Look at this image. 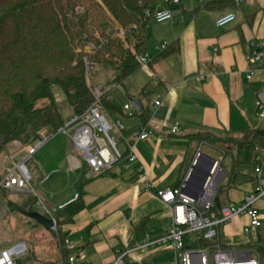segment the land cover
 <instances>
[{"label": "crops", "instance_id": "obj_1", "mask_svg": "<svg viewBox=\"0 0 264 264\" xmlns=\"http://www.w3.org/2000/svg\"><path fill=\"white\" fill-rule=\"evenodd\" d=\"M207 1L211 0H180L170 7L171 19L152 22L147 29L145 50L150 58L145 67L140 66L125 78L136 77L134 83L129 81L132 93L123 83L111 91L112 101L119 107V112L114 114L124 124L123 135L133 144L144 165L143 178L132 175L121 160L103 173L93 174L89 170L82 179L78 170L85 161L77 154L64 155L60 145L48 147L43 165H35L36 173L43 167L48 169L49 176L45 179L50 185L57 181L52 179L59 169L57 158L67 172L74 174L70 183L72 194L58 200L57 206L73 200L80 192L84 207L73 216L72 222L60 225L66 236L77 239L86 252L85 260L79 264H109L132 242L145 235L157 237L166 231L171 223L170 209L154 189L178 186L196 149L200 145H212L197 142L195 136H238L245 129L264 124V118L254 114L255 101L264 89V57L259 67L245 58L252 40H261L264 50V0H228L204 8ZM226 12L234 13V20L217 26L215 19ZM161 44L165 45L163 49H159ZM249 71L251 77L246 78ZM131 98L140 100L141 109L128 117L122 105ZM140 123L149 131L144 139L136 136ZM175 123L178 128L172 130ZM119 140L120 150L124 151L125 145L120 137ZM22 151L14 147L7 150L12 160H17ZM76 182L80 183L79 189ZM146 183L152 187L145 189ZM254 184L255 181L240 182L228 189L224 197L238 201ZM3 196L2 207L7 208L8 202L17 200ZM51 206V209L57 207ZM257 207L261 224L252 232L242 231L247 221L245 216L234 217L220 226L219 241L224 249L258 246L254 239L257 232L264 233L263 199L257 201ZM1 212L0 224L6 220L5 211ZM12 241L25 242L18 238L6 240ZM128 256L129 260L143 264H170L174 252L160 245Z\"/></svg>", "mask_w": 264, "mask_h": 264}, {"label": "trees", "instance_id": "obj_2", "mask_svg": "<svg viewBox=\"0 0 264 264\" xmlns=\"http://www.w3.org/2000/svg\"><path fill=\"white\" fill-rule=\"evenodd\" d=\"M225 1L211 0L203 6ZM166 7H171L169 0H0V147L14 141L24 147L42 132L54 133L64 124L53 86L61 89L72 113L81 114L93 101L86 63L111 68L115 75L108 84H122L140 67L138 55L146 50L153 13ZM88 43L94 44L92 51L83 49ZM101 102L110 115L119 112L117 104L107 97ZM195 140L217 143L229 151V169L214 199V208L219 209L228 189L243 181H255L254 154L257 147L264 150V128H248L236 137L202 134ZM88 171L83 162L79 177L83 179ZM14 204L8 202L10 208L26 211V204L20 208ZM83 207L79 191L73 200L55 207L56 229L51 232L57 243L66 236L60 225L72 222ZM255 249L264 264V249ZM26 260L16 258L15 264H37L33 253H28ZM123 264L143 262L127 258Z\"/></svg>", "mask_w": 264, "mask_h": 264}, {"label": "built area", "instance_id": "obj_3", "mask_svg": "<svg viewBox=\"0 0 264 264\" xmlns=\"http://www.w3.org/2000/svg\"><path fill=\"white\" fill-rule=\"evenodd\" d=\"M179 0H169V4H177ZM154 22H162L172 18L170 7L157 9L153 13ZM235 14L226 12L215 19L219 27L234 20ZM87 49L94 48L93 43L85 44ZM164 44L159 46L163 49ZM216 50V48L214 49ZM264 57L263 42L261 40L250 41V50L245 54L248 63L259 67ZM149 54L144 51L138 55L141 67H145L149 60ZM86 63V70L89 68ZM252 71L246 74L250 78ZM119 84L92 85L90 91L93 95L91 104L81 113L75 114L71 119L54 132L48 133V137L36 138L32 143L22 147L18 141L8 146L15 150L22 149L17 160L11 159V153L7 157L11 159L12 166L6 167L0 175V189L7 193H34L30 184L33 174L27 168V161L33 154L55 133H62L69 137L73 151L87 164L93 174L108 171L117 162L123 160L124 167L137 178L145 175L144 165L139 160L133 149V144L128 142L123 135L124 124L119 119H112L109 112L102 106V98L107 97L112 101L111 91ZM159 101H155L158 104ZM128 117H132L135 108L130 101L122 105ZM258 118H264V101L259 98L255 101V113ZM114 128L125 145L121 151L115 138L109 131ZM136 136L144 139L149 131L140 123L137 127ZM177 123L171 129L176 130ZM254 154L255 184L252 190L238 201H229L214 208V199L219 186L224 178L225 170L221 166V158L214 160L201 157V152L196 149L192 162L187 170L183 181L175 187H163L154 189L159 199L170 209L171 223L166 231L157 237L145 235L141 240L133 242L127 249L119 251L109 264H123L132 252H143L147 247L165 245L174 252L170 264H261L259 255L254 247L224 249L219 241V228L234 217L245 216L247 221L242 227L244 233L252 232L261 224L260 212L257 207L258 200H264V175L262 173V156L264 150L257 147ZM145 189L151 188L146 183ZM77 194L75 195V197ZM34 204L53 219L56 229L54 214L55 208L49 209L41 200L35 198ZM59 205L58 207H61ZM28 210V209H27ZM44 215V214H43ZM200 240H209L211 243L200 245ZM77 239L69 236L58 241L60 249V264H79L86 258V252L78 243ZM9 247L0 250V264H15V259L28 251L24 241H14Z\"/></svg>", "mask_w": 264, "mask_h": 264}, {"label": "rangeland", "instance_id": "obj_4", "mask_svg": "<svg viewBox=\"0 0 264 264\" xmlns=\"http://www.w3.org/2000/svg\"><path fill=\"white\" fill-rule=\"evenodd\" d=\"M80 9H81L80 7H77L76 10L79 11ZM117 27L121 29L119 26ZM83 49L87 51H92L94 48H91L89 50L83 45ZM88 67L89 68L86 70L85 76L87 77L89 87H91L92 85H108V83H111L110 80L115 75L114 71L111 68H108L103 64L92 63ZM135 78L136 77L130 78L133 83L135 82L134 81ZM130 79L123 80L124 86L127 88V90H129L128 92H130V88H129V83H130L129 81H131ZM53 92L60 110L61 117L63 121L66 122L69 119H71L72 116L75 114L72 113L71 108L69 107V105L67 104L64 98L63 92L58 86H53ZM130 93H132V91ZM132 95L135 96L136 95L135 92ZM106 111L109 112L108 110ZM111 117L112 119H116V115L114 113ZM118 118L122 120L120 117ZM260 128H264V124L261 125ZM109 133L115 138L116 145L120 149L121 143L119 140L118 132L114 128H112L109 131ZM45 137H48V134L42 132L41 138L44 139ZM231 137H236V136H231ZM54 145L56 146L60 145L63 149L64 155H67L68 153L72 155L76 154L73 151L69 137H67L66 135L62 133H55L52 137H50L40 147V149L37 150L36 154L33 156V159L27 161L26 163L27 168L30 170L31 173H33V178L31 179L30 184L35 190V194L34 193L8 194L6 191L0 189V213H2L1 212L2 210L5 211L4 218L6 217V220L0 224V228H2L0 229V250L3 248H7L11 244H13L12 242L14 241H12L11 243L6 242V240L8 239L11 238L24 239L26 245L28 246L29 251L17 257L20 261L23 262L27 261L26 255L28 253H33L37 259L36 260L37 264H60V251L58 248V243L53 237L51 229H46L44 226L36 222L35 219L27 215H24V213L20 209H12L10 208V206H7V208L6 206L2 207L4 206V203L2 202L3 200L1 199L2 198L1 194L4 196H9L10 198L15 197V199H17L14 204L16 207L20 208L22 205L26 204L24 210H27L29 208L30 204H28V202H30V200H35V198L37 197V199L41 200L42 203L46 205V207L49 209L50 212L52 207L51 205L57 206L58 200H61V198H64L68 195H71L73 189L70 183L74 179V174L72 172H67V170L64 169L63 167L64 165L58 162V158L56 160V165L59 167V169L54 174L55 178H52L53 180H57L54 185L53 183L51 185L48 184L50 182H47V180L45 179L46 176H49L48 169L43 167L37 173L35 171L36 164H39L40 166L43 165V158L48 155L47 154L49 149L48 147ZM10 149L11 147L9 146H6L5 148L0 147V174L5 172L6 167L8 168L12 166L11 159L7 157L9 154L7 150L9 151ZM45 149L47 150L45 151ZM199 151L212 158H221V166L225 170V174H226L230 164V155L227 149L221 147L219 144H212L211 146L200 145ZM236 186L237 185H235L233 188H235ZM46 200L48 203L46 202ZM228 202L229 200H227L224 196L221 197L222 205L227 204ZM33 204L34 202L32 201L31 211H38V212L41 211L42 214L48 216V214L44 210H42L41 208H37L36 206H33ZM9 212H12V214L10 215ZM9 215H10L9 217L10 219H8ZM33 224L36 225V227H32ZM35 228L36 230H41V231H36ZM254 242L258 246H261V248H264V233L257 232Z\"/></svg>", "mask_w": 264, "mask_h": 264}, {"label": "water", "instance_id": "obj_5", "mask_svg": "<svg viewBox=\"0 0 264 264\" xmlns=\"http://www.w3.org/2000/svg\"><path fill=\"white\" fill-rule=\"evenodd\" d=\"M258 98L262 101H264V89H262L260 91V93L258 94ZM131 104L133 105V107L135 108L136 111H139L141 109V102L139 99H134L131 98L130 99ZM201 157H205L210 159L211 163L214 160L212 157H209L203 153H201ZM88 176V175H87ZM24 215H27L33 219L36 220V222H38L39 224H41L42 226H44L46 229H51L54 225L53 219L50 217H47L45 215H43L42 213H39L37 211H28L26 210L25 212H23Z\"/></svg>", "mask_w": 264, "mask_h": 264}]
</instances>
